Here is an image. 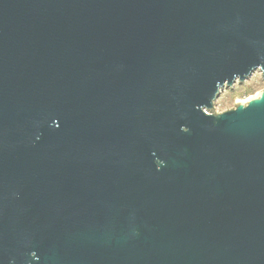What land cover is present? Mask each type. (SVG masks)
<instances>
[{"label":"water","instance_id":"95a60500","mask_svg":"<svg viewBox=\"0 0 264 264\" xmlns=\"http://www.w3.org/2000/svg\"><path fill=\"white\" fill-rule=\"evenodd\" d=\"M258 72L264 0H0V264H264Z\"/></svg>","mask_w":264,"mask_h":264},{"label":"rangeland","instance_id":"374dc122","mask_svg":"<svg viewBox=\"0 0 264 264\" xmlns=\"http://www.w3.org/2000/svg\"><path fill=\"white\" fill-rule=\"evenodd\" d=\"M264 90V80L261 73H255L246 82L236 83L231 89L222 90L219 98L214 103L213 111L223 113L236 108L235 103L243 104L246 101L258 96L259 92ZM246 104V103H245ZM211 113V112H210Z\"/></svg>","mask_w":264,"mask_h":264},{"label":"bare ground","instance_id":"6f19581e","mask_svg":"<svg viewBox=\"0 0 264 264\" xmlns=\"http://www.w3.org/2000/svg\"><path fill=\"white\" fill-rule=\"evenodd\" d=\"M257 97V96H256Z\"/></svg>","mask_w":264,"mask_h":264}]
</instances>
